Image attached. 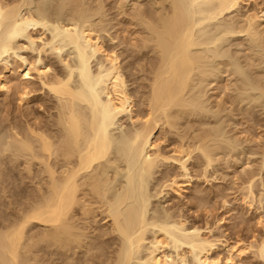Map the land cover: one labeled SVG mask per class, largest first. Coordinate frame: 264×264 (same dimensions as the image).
Returning a JSON list of instances; mask_svg holds the SVG:
<instances>
[{
  "label": "bare ground",
  "instance_id": "bare-ground-1",
  "mask_svg": "<svg viewBox=\"0 0 264 264\" xmlns=\"http://www.w3.org/2000/svg\"><path fill=\"white\" fill-rule=\"evenodd\" d=\"M43 1L0 0V93L13 92L19 111L40 91L33 98L42 109L23 123L16 111L6 132L0 130V264H234L247 253L264 259L263 237L224 242L222 261L206 227L188 226L169 207L159 214L150 202L162 194L183 197L192 179L188 161L196 155L203 170L193 171L206 176L218 141L205 131L182 133L179 121L205 114L203 85L211 59L219 64L224 35L243 34L253 51L264 52V6L132 0L128 15L122 0L112 2L118 18L139 28L132 32L138 44H131L137 60L128 70L133 77L143 71L146 84L133 96L121 53L106 50L100 37L105 0H52L60 17L50 16ZM248 4L254 9L244 17L224 18ZM170 138L165 151L161 144ZM155 173L151 193L147 183ZM5 194L12 200L6 196L7 205Z\"/></svg>",
  "mask_w": 264,
  "mask_h": 264
},
{
  "label": "rangeland",
  "instance_id": "rangeland-1",
  "mask_svg": "<svg viewBox=\"0 0 264 264\" xmlns=\"http://www.w3.org/2000/svg\"><path fill=\"white\" fill-rule=\"evenodd\" d=\"M115 1L116 0H105L104 7L106 8H104V10L106 11V17L104 25L105 23L106 25L104 31L100 33V37L103 41V47L106 50L113 49V51L121 53L119 60L121 59L120 65L124 76H126V88L128 92H131L130 94L133 95L135 87L137 86L136 88H138L140 82L141 85L142 82L146 84L143 80V76L145 75L143 71H141L140 75H138L139 71H137V73L135 72V77H133V75L131 76L129 74L128 70L129 67L133 65L132 63H135L137 60L135 51L138 49L132 46L137 45L138 42L134 39L135 36H133L132 32L135 31L134 28H136V31H139V28L134 26L129 27V20H127L128 18L126 17L122 20L119 17L121 21L119 20L118 14H116L117 10L115 3H112ZM131 1L132 0H122V4L126 6L125 8L128 15L132 14L130 9L132 6ZM43 3L46 4V9L49 5L48 9L50 12L48 9L47 11L48 14H51L50 16H61L62 13L56 8L57 6L52 0H44ZM263 3L264 0H258L257 5L259 4L258 6L260 7L261 4L260 8H263ZM141 6L145 8L144 6H147L146 2H143ZM248 9H254L253 5L248 4L240 6L236 12L226 14L224 18L227 19L229 16V18L232 17L233 19L234 17L236 18V16L239 18L244 17V14L249 11ZM128 10L130 12H128ZM116 21L119 22L118 24L120 25H118ZM125 29L128 31L126 32ZM121 31L124 34L121 33ZM111 37H113L112 40H110ZM223 39L224 42L220 50L221 58L218 57L220 58V60L218 59L219 64H215L214 58L211 59L213 71L203 85V105L206 110L204 112L205 114L199 116L198 120L196 118L198 122H196L195 119L192 121L193 118L191 117L183 118L179 121V126L181 127L182 125V133L183 131L186 133L188 132L187 134L190 132L205 131L216 138L219 148L213 150L211 153L213 162L207 167L206 176L197 175L199 171L203 170V167L201 168L202 170L197 168L199 167L197 165L199 163L197 160L199 159L198 155H196L197 153H194L197 160L192 157V159L188 161V168H190L192 179L190 185L185 188L183 197L174 198L169 193L170 195L166 194L163 196L162 194L158 197H153L150 201L151 205H153L159 214L161 212L160 210L169 207L168 209L171 212L182 215L186 219L188 226L195 224L199 228L205 229L206 227L205 232L210 231L207 233L209 237L217 240L215 243L218 248H216L213 254L218 253L222 261H224L227 255V252L221 246L224 242L232 244L237 239L244 240L247 238L246 240L250 241L252 239L258 240L264 237V52L260 53L258 50H256L257 52L253 51L256 48L254 47L253 49L254 43L251 44L252 42L248 41L243 34H227L223 36ZM132 43L134 44L131 45ZM250 45H252L253 50ZM144 52L145 51H142V53ZM254 52L261 54L262 57H260V59L262 58L263 60L261 59L259 62L263 65H260L259 62L257 63L260 55L258 56L256 54V56H258L257 59L254 56ZM134 54L136 57L133 56ZM142 56L143 58H147L150 54H144ZM10 57H8V59L13 61L14 56L11 55ZM254 57L255 60L257 59L256 62ZM144 60L143 62L146 63L147 59ZM218 60L216 62H218ZM255 63H257L259 67H257L258 65L256 66ZM143 70H146V67H144ZM10 93L11 92L6 93L7 95L0 93V114H2L0 117H3H1L2 120L0 119L2 121H0V124L3 123L4 126V128L2 124L0 126L1 133L3 131L2 129L6 132L5 129L8 125L7 121H13L15 114L18 115V120L23 119L20 120L21 123L28 117V113L31 114L32 112L33 114L31 115L34 117H36L37 114H42V109L37 107L38 100L33 98L40 95V91L31 93L30 96L33 97L29 101V108L24 105L19 111L16 109V95H13V92ZM140 97H138V99H135L136 96L133 97L136 105L139 104ZM218 103L220 105L223 103L221 105L222 108L220 105H217ZM136 105L135 108H139L140 105ZM25 107L28 109L26 110ZM21 110L23 115H26L25 118L24 116L22 118L19 117ZM16 111L17 113H15ZM12 116L14 118H12ZM120 122L123 123L122 126L127 124L125 119ZM193 123L197 124L193 125ZM117 124H119V122H117ZM117 124H115L114 127H117ZM115 131L119 132V130ZM169 137H171V135ZM173 139L161 144L162 147H165V151H169L172 148ZM193 169H195L194 171L197 169V173H194ZM170 170H172V172L176 171L173 166L172 169L170 167ZM158 177L159 173H155L153 177L149 178V183L147 184L151 193L155 191L154 188H156L158 183ZM248 178L252 180L251 184L253 191V195L249 199L246 198V190L244 189L247 183L246 181L249 180ZM22 185L23 184H21V186ZM4 196L2 202L6 200V204L4 202V205H7V203L9 204L12 200L8 197V194ZM6 196L10 199V202H7ZM197 201L199 203H197V205L200 206L195 204ZM157 213L155 212L153 215V211H150L148 216L156 217ZM157 217H159L158 214ZM149 235L150 234H148V237H150ZM242 256L239 259L234 257V264H264V259H257L252 253H247L244 254L243 257Z\"/></svg>",
  "mask_w": 264,
  "mask_h": 264
}]
</instances>
